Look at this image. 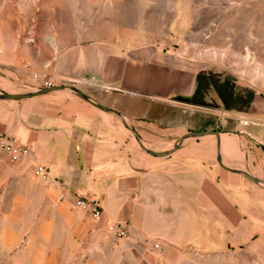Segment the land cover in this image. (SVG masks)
Returning a JSON list of instances; mask_svg holds the SVG:
<instances>
[{"label": "crops", "instance_id": "0c3cea01", "mask_svg": "<svg viewBox=\"0 0 264 264\" xmlns=\"http://www.w3.org/2000/svg\"><path fill=\"white\" fill-rule=\"evenodd\" d=\"M5 24L0 66L48 64L53 85L72 83L135 124L152 116L154 104L195 97L208 77L178 53L134 39L123 44L113 31L105 36V26L94 36L56 34V47L69 48L48 62L38 45H21L11 15ZM242 115L248 120L240 133L255 147L251 174L264 180V97L254 96ZM113 116L66 90L0 100V135L31 149L21 162L0 152V191L34 224L42 264H264L260 185L207 169L183 149L153 157ZM37 165L48 169V180L35 176ZM79 197L100 201V222L74 207ZM108 223L121 224L128 237L116 239Z\"/></svg>", "mask_w": 264, "mask_h": 264}, {"label": "rangeland", "instance_id": "374dc122", "mask_svg": "<svg viewBox=\"0 0 264 264\" xmlns=\"http://www.w3.org/2000/svg\"><path fill=\"white\" fill-rule=\"evenodd\" d=\"M10 15L21 45H38L48 62L59 59L69 48L56 47V34L79 29L82 35L94 36L96 27L104 26L105 36L113 31V38H121L123 44L134 39L133 44L149 43L180 54L187 64L208 74L205 81L201 79L195 97L154 104V115L141 118L140 124L120 112L126 121L115 114L116 123L141 151L130 127L156 152L173 149L190 132H219V151L215 135L186 139L179 149L222 175L227 171L218 165L219 154L225 166L255 172L250 161L254 143H245L248 137L240 130L248 120L242 110L254 96L264 97V0H0V28ZM74 35L70 44L76 42ZM45 80L52 84L48 64L39 70L32 68L30 60L23 68L0 66V94L48 88L43 86ZM54 85L77 87L72 83ZM241 177L244 183L255 185ZM258 187L264 190L263 185ZM11 202L0 191V264H42L45 257L32 240L34 224L24 223Z\"/></svg>", "mask_w": 264, "mask_h": 264}, {"label": "water", "instance_id": "95a60500", "mask_svg": "<svg viewBox=\"0 0 264 264\" xmlns=\"http://www.w3.org/2000/svg\"><path fill=\"white\" fill-rule=\"evenodd\" d=\"M64 89H70L73 93H75V95H77L78 97H80L82 100H84L85 102L91 104L92 106L96 107L99 110L105 111V112H110V113H114L116 115H118L123 121H125L124 116L114 110V109H110L105 107L104 105L96 102L95 100H93L87 93H85L83 90L77 88V87H73V86H63V85H54L48 88H41L38 89L35 92H29V93H24V94H10V93H5V92H1L0 94V100H13V101H19V100H25V99H30V98H34L37 96H43V95H47L56 91H60V90H64ZM130 130L132 131V133L135 135V139L139 145V147L146 152L147 154L153 156V157H157V158H163V157H167L169 155H171L172 153H174L175 151H177L179 149V144L181 142H183L186 139L189 138H200V137H205V136H216L218 138V151L221 148V139H220V134L219 132L216 131H199V132H190L187 133L186 135L182 136L181 139L176 143L175 147L169 151L166 152H156L153 150L148 149L143 142L140 139V135L137 132V130L133 127H130ZM217 162L218 165L223 168L224 170L228 171V172H232V173H236V174H240L243 175L245 178H247L249 181L260 185V186H264V180L254 176L253 174L247 172V171H243V170H239V169H233L230 167H227L223 164L222 159H221V155L219 154L217 156Z\"/></svg>", "mask_w": 264, "mask_h": 264}, {"label": "built area", "instance_id": "2783aa9c", "mask_svg": "<svg viewBox=\"0 0 264 264\" xmlns=\"http://www.w3.org/2000/svg\"><path fill=\"white\" fill-rule=\"evenodd\" d=\"M51 85L52 84L49 81H43L44 87H50ZM0 152L5 153L12 162H21L30 156L31 149L28 146L16 143L14 140L6 137L5 135H0ZM34 174L36 177L43 180L49 179V171L44 166L37 165L34 169ZM74 207L89 212L92 220L95 222H100L104 215L103 207L97 199L79 197L75 200ZM106 231L113 235L116 239L128 237L127 230L119 223H108L106 225Z\"/></svg>", "mask_w": 264, "mask_h": 264}, {"label": "flooded vegetation", "instance_id": "af4514ba", "mask_svg": "<svg viewBox=\"0 0 264 264\" xmlns=\"http://www.w3.org/2000/svg\"><path fill=\"white\" fill-rule=\"evenodd\" d=\"M235 100H238V101L240 100V101H241V97H239L238 99H237V97H236V99H235Z\"/></svg>", "mask_w": 264, "mask_h": 264}, {"label": "bare ground", "instance_id": "6f19581e", "mask_svg": "<svg viewBox=\"0 0 264 264\" xmlns=\"http://www.w3.org/2000/svg\"><path fill=\"white\" fill-rule=\"evenodd\" d=\"M126 121V120H125ZM157 151V150H156Z\"/></svg>", "mask_w": 264, "mask_h": 264}]
</instances>
